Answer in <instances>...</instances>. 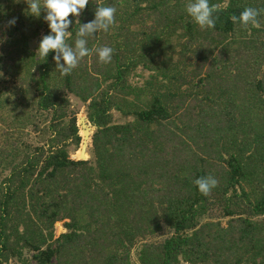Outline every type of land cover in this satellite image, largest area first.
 <instances>
[{
	"label": "trees",
	"instance_id": "obj_1",
	"mask_svg": "<svg viewBox=\"0 0 264 264\" xmlns=\"http://www.w3.org/2000/svg\"><path fill=\"white\" fill-rule=\"evenodd\" d=\"M189 2L89 0L69 45L98 5L114 7L115 22L87 38L68 75L52 52L35 54L47 22L27 16L25 0L8 4L0 71L31 90L49 133L6 162L0 264H130L139 242V264H264V0H209L215 26L204 29ZM245 7L259 10L256 22H233ZM102 46L109 63L98 61ZM137 67L150 72L141 86L127 81ZM69 95L96 126L90 159L70 155L83 141ZM112 109L131 120L113 122ZM209 175L217 184L203 195L194 181ZM163 226L170 235L143 241Z\"/></svg>",
	"mask_w": 264,
	"mask_h": 264
},
{
	"label": "clouds",
	"instance_id": "obj_2",
	"mask_svg": "<svg viewBox=\"0 0 264 264\" xmlns=\"http://www.w3.org/2000/svg\"><path fill=\"white\" fill-rule=\"evenodd\" d=\"M25 14L47 22L48 32L42 34L35 49V54L42 60H46L52 52V60L55 68L61 75H68L77 67L79 61L88 55L89 48L87 38L97 31H108L110 25L115 22L114 14L116 9L112 6H100L95 8L93 18L86 22H80L75 33L76 39L73 45L66 42V33L73 19L80 16L81 12L89 4V0H25ZM187 15L201 28H213L215 26V6L209 4V0H190L186 5ZM43 13V15H41ZM71 14V17H70ZM259 10L253 7H245L239 16H233V22L241 25L255 23ZM16 18L8 21L14 26ZM113 49L109 46H102L96 49L98 61L109 63L112 58ZM197 190L207 195L217 184L212 176H202L195 179Z\"/></svg>",
	"mask_w": 264,
	"mask_h": 264
},
{
	"label": "rangeland",
	"instance_id": "obj_3",
	"mask_svg": "<svg viewBox=\"0 0 264 264\" xmlns=\"http://www.w3.org/2000/svg\"><path fill=\"white\" fill-rule=\"evenodd\" d=\"M8 4L11 7H16V0H0V46L5 39V24L7 14L10 12L7 7ZM4 12V13H3ZM36 38L32 37L29 40V47L35 49ZM150 72L142 67H137L131 71L127 76V81L133 86H141L149 78ZM72 107L76 110V124L79 128V134H81V127L79 126V116H87L86 103H83L77 97L69 95ZM191 104H196L194 100L190 99ZM112 121L116 123L126 122L131 120V117L122 116L117 110H111ZM49 122V113L37 111L34 104V95L30 89L20 87V85L9 75H6L0 71V183L2 179L8 174L9 168L6 162L12 158L19 159L22 155L23 148L26 145L32 146L44 142L48 131L46 126ZM94 128L90 131L89 139L87 141V153H83L82 149L70 150L72 158L77 159L74 155L80 157L91 158V135L94 132ZM82 139V136H81ZM81 143V142H80ZM15 145L19 149H14ZM25 145V146H24ZM80 147V146H79ZM7 149L8 155L6 156L1 150ZM17 153L15 156L14 154ZM212 218H220L224 223L226 218L220 216L217 211L213 212ZM65 220H59L54 224V235L58 236L60 233L65 232L63 223ZM171 234V230L163 226L162 230L149 236L143 241H158ZM139 242L135 247L131 249L130 264H139L137 260V251L140 246ZM23 255L27 258L31 253L24 251ZM7 264H20L15 258L8 261Z\"/></svg>",
	"mask_w": 264,
	"mask_h": 264
},
{
	"label": "water",
	"instance_id": "obj_4",
	"mask_svg": "<svg viewBox=\"0 0 264 264\" xmlns=\"http://www.w3.org/2000/svg\"><path fill=\"white\" fill-rule=\"evenodd\" d=\"M79 126L81 127V130L83 132V135L80 134L82 136V139H81V143L83 141V144H82V152L85 154L87 153V141L89 139V134H90V131L92 130V128H96V126L94 124H92L88 117L87 116H84V115H80L79 116ZM80 143V145H81ZM77 159H86V157H78Z\"/></svg>",
	"mask_w": 264,
	"mask_h": 264
}]
</instances>
